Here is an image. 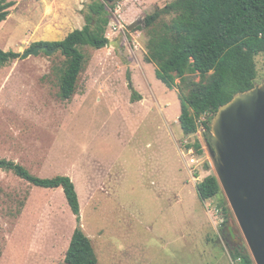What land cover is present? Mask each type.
<instances>
[{"label":"rangeland","instance_id":"1","mask_svg":"<svg viewBox=\"0 0 264 264\" xmlns=\"http://www.w3.org/2000/svg\"><path fill=\"white\" fill-rule=\"evenodd\" d=\"M7 1L16 5L0 23V50L23 55L83 28L95 0ZM175 1L117 2L107 37L118 46L81 48L86 63L70 101L60 96V51L0 66V158L40 178L73 180L80 227L99 264L240 263L223 235L232 222L240 229L225 193L208 202L197 193L199 183L217 176L208 149L214 120L210 132L203 117L197 134L184 135L179 86L168 89L145 61V19ZM51 29L61 33L49 36ZM256 61V84L264 85V55ZM196 143L203 154L188 149ZM222 218L228 225H220ZM78 226L62 189L33 187L0 170V264H65Z\"/></svg>","mask_w":264,"mask_h":264},{"label":"trees","instance_id":"2","mask_svg":"<svg viewBox=\"0 0 264 264\" xmlns=\"http://www.w3.org/2000/svg\"><path fill=\"white\" fill-rule=\"evenodd\" d=\"M15 5V2L0 0V23L8 20ZM117 5V0H95L84 12L86 24L83 29L71 32L62 41L32 45L31 50L37 46L48 47L60 51L65 57L60 79L62 100H72L77 92L79 77L86 63L81 48L102 50L110 45L107 29ZM164 16L173 18L167 22ZM145 27L150 30L147 47L151 48L145 61L156 65V76L168 89L180 88L179 123L184 135L197 134L203 117L206 119L202 125L206 132H210L220 108L236 95L257 85L256 58L264 55V0H177L147 16ZM20 57V53L0 50V66ZM177 80H180V85ZM192 147L198 154H203L199 143L189 145L188 149ZM0 170L12 173L33 187L62 189L79 222L65 264H99L91 239L80 227L81 204L75 183L69 176L40 178L23 165L1 158ZM221 192L215 175L197 185V193L203 202L212 200ZM230 212L223 207L227 217L231 216ZM227 224L225 221L223 225ZM231 257L239 264H255L243 246L231 250Z\"/></svg>","mask_w":264,"mask_h":264},{"label":"water","instance_id":"3","mask_svg":"<svg viewBox=\"0 0 264 264\" xmlns=\"http://www.w3.org/2000/svg\"><path fill=\"white\" fill-rule=\"evenodd\" d=\"M137 25L133 23L130 29ZM41 51L52 55L56 49L37 46L22 58ZM213 120L208 149L217 178L255 264H264V85L236 95ZM236 226L233 222L230 226L234 235Z\"/></svg>","mask_w":264,"mask_h":264},{"label":"flooded vegetation","instance_id":"4","mask_svg":"<svg viewBox=\"0 0 264 264\" xmlns=\"http://www.w3.org/2000/svg\"><path fill=\"white\" fill-rule=\"evenodd\" d=\"M228 225V224H227ZM235 235L231 232L230 226L228 227V230H225L223 232V235L228 242V244L231 246L232 250H235L236 248H239L241 245V235L239 229L236 227L234 229Z\"/></svg>","mask_w":264,"mask_h":264},{"label":"crops","instance_id":"5","mask_svg":"<svg viewBox=\"0 0 264 264\" xmlns=\"http://www.w3.org/2000/svg\"><path fill=\"white\" fill-rule=\"evenodd\" d=\"M79 1H82V0H79ZM79 1H78V2H79ZM81 18H82V17H81ZM75 21H76L77 24H80V20L76 19ZM5 22H6V21H5ZM5 22H2V23H5ZM59 22H60V21H59ZM84 26H85V25H84ZM84 26H83V27H84ZM74 29H76V28H74ZM81 29H83V28L81 27L79 30H81ZM74 31H75V30H74ZM72 32H73V31H72ZM59 33H61V32H60V31H57V30H55V29H51V30H50V34H49V36H56V35L59 34ZM68 35H69V34H68ZM68 35H67V36H68ZM64 39H65V38H64ZM64 39H62V40H64ZM62 40L59 39V40H55V41H62ZM55 41H54V42H55ZM44 42H49V41H44Z\"/></svg>","mask_w":264,"mask_h":264},{"label":"built area","instance_id":"6","mask_svg":"<svg viewBox=\"0 0 264 264\" xmlns=\"http://www.w3.org/2000/svg\"><path fill=\"white\" fill-rule=\"evenodd\" d=\"M116 26H118L117 28L115 27L114 29H115V31H117V32H121V31H123V29H124V27H123V25H116ZM220 211H222V210H220ZM219 210H218V212H220ZM225 223V219L224 218H222L221 220H220V225H223Z\"/></svg>","mask_w":264,"mask_h":264}]
</instances>
